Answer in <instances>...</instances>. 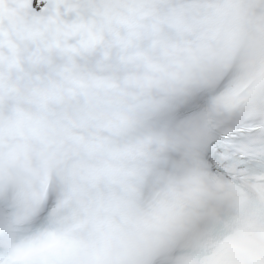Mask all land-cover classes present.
Segmentation results:
<instances>
[{
	"label": "snow or ice",
	"instance_id": "snow-or-ice-1",
	"mask_svg": "<svg viewBox=\"0 0 264 264\" xmlns=\"http://www.w3.org/2000/svg\"><path fill=\"white\" fill-rule=\"evenodd\" d=\"M0 264H264V0H0Z\"/></svg>",
	"mask_w": 264,
	"mask_h": 264
}]
</instances>
